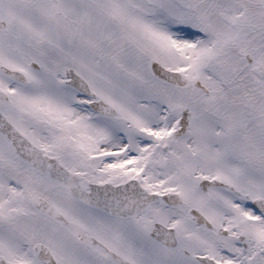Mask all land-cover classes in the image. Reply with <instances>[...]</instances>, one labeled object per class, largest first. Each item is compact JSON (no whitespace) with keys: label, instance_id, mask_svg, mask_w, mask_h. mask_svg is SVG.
<instances>
[{"label":"snow or ice","instance_id":"obj_1","mask_svg":"<svg viewBox=\"0 0 264 264\" xmlns=\"http://www.w3.org/2000/svg\"><path fill=\"white\" fill-rule=\"evenodd\" d=\"M0 264H264V0H0Z\"/></svg>","mask_w":264,"mask_h":264}]
</instances>
